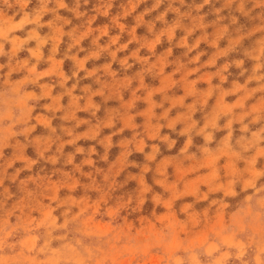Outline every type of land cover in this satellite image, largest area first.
I'll return each mask as SVG.
<instances>
[{"label":"rangeland","instance_id":"1","mask_svg":"<svg viewBox=\"0 0 264 264\" xmlns=\"http://www.w3.org/2000/svg\"><path fill=\"white\" fill-rule=\"evenodd\" d=\"M0 264H264V0H0Z\"/></svg>","mask_w":264,"mask_h":264}]
</instances>
